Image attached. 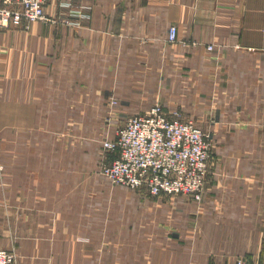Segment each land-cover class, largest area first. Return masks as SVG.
Segmentation results:
<instances>
[{
    "label": "crops",
    "instance_id": "obj_1",
    "mask_svg": "<svg viewBox=\"0 0 264 264\" xmlns=\"http://www.w3.org/2000/svg\"><path fill=\"white\" fill-rule=\"evenodd\" d=\"M46 13L56 22L38 21L29 32L0 28L2 53L14 44L18 50L2 56L6 73L0 68V76L8 69L19 77V92L34 94L33 118L27 122L24 105L18 124L36 122L43 77L52 71L43 66L55 61L57 76L67 78L60 92L93 93L87 81L75 86L74 77L149 78L146 97H132L134 102L123 95L124 108L134 104L146 112L160 98L191 110L198 124L211 125L217 141L228 142L201 202L141 196L129 229L116 233L115 264H234L239 258L264 264V0H72L67 6L51 0ZM172 25L178 28L173 44ZM8 85L17 88L14 81ZM11 130L0 129V142L18 140L19 172L34 166L41 173L43 156L26 145V128L18 135ZM241 141L255 147L246 149ZM234 145L239 149H229ZM1 216L0 247L18 248L21 264H55L43 255L58 251V238H65L69 254L81 246L65 223L61 230L49 226L56 213L36 216L37 238L33 224L16 222L35 220L33 215Z\"/></svg>",
    "mask_w": 264,
    "mask_h": 264
},
{
    "label": "rangeland",
    "instance_id": "obj_2",
    "mask_svg": "<svg viewBox=\"0 0 264 264\" xmlns=\"http://www.w3.org/2000/svg\"><path fill=\"white\" fill-rule=\"evenodd\" d=\"M49 17L51 20L45 22L50 23L53 20L56 22V18ZM35 23L32 22L28 28L10 27L5 31L11 29L29 32L32 24ZM16 48V44L10 47L4 46V54L0 48L1 69L4 67L2 56H12L18 52ZM54 48L59 56L61 43L56 42ZM44 49L49 48L44 45ZM43 68L54 71V74L51 71L49 76L43 77L44 92L41 94L42 101L34 124H18L19 119L24 116L22 111L24 105H28L27 109H24L27 122L33 118L35 101L32 97L34 94L19 92V77L9 75L8 69L6 77L0 76V86H2L0 88V129L10 127L12 135H18L20 127L26 128L23 134L26 135V145L29 149H33L32 152L36 147L43 156L41 173L34 171V166L28 167V171L19 172L17 168L20 157L18 140L11 144L0 142V223H2L3 212L10 213V218H13L15 214H31L35 220L27 222L16 220V222L17 224L27 223L29 226L33 224L32 229L35 230V238H37L41 228L36 216L39 218V214L46 212L56 213L57 218L51 221L52 224L49 226L61 230L65 223L67 229L78 233L71 239L80 243L81 246L76 247L77 251L75 250L74 254H69L65 238H58L55 244L58 251H53L52 257H46L44 254V260L49 259L55 264H115L116 233L129 229L131 213L137 211L138 202L143 199L141 196H153L115 183L105 174V164L114 158L113 154L106 149V144L113 142L130 116L143 115L155 105H160L168 111L182 112L187 119L197 124L198 119L191 114V110L181 105L169 107L160 98L154 100V105L146 112L141 110L145 108H137L134 104H128L129 106L124 108L123 105L127 99H124L123 95H128L134 102L136 99L132 97L137 96L138 99L146 97V92L143 93V90H147V83L151 82L149 78L74 77L75 86L78 85L79 79L87 81L88 86H92L93 93L77 90L60 92L58 89L62 90V88L58 86L67 84L66 77L56 74L57 69L61 68L56 67L55 61H48ZM2 73L4 76L6 71L2 69ZM9 81H14L17 88L8 90ZM132 90L139 94L131 93ZM172 95L176 97L175 99L178 98V94ZM86 97L91 103L88 101L84 103ZM202 128L210 134L214 153L209 177L211 180L214 169L218 163H221L217 154H221V150L227 148L228 142L217 141L210 124L206 127L203 125ZM1 134L0 132V140ZM232 143L236 142H229V146ZM238 144L244 145L246 149L255 147L249 142L241 141ZM231 148L239 149V145L229 149ZM9 169L11 172H8ZM167 197L178 198L179 196ZM28 225L27 227L30 228ZM172 228L178 230L177 227L172 226ZM123 245L126 244L123 243ZM83 249H86L85 252ZM10 250L17 256L18 264H21L24 257L18 248L13 246ZM124 258L126 256H123Z\"/></svg>",
    "mask_w": 264,
    "mask_h": 264
},
{
    "label": "built area",
    "instance_id": "obj_3",
    "mask_svg": "<svg viewBox=\"0 0 264 264\" xmlns=\"http://www.w3.org/2000/svg\"><path fill=\"white\" fill-rule=\"evenodd\" d=\"M50 1L0 0V28H28L32 22L50 21L46 13ZM56 1L61 6L72 2ZM168 39L177 42V26L170 27ZM106 149L114 158L105 164L104 172L115 183L153 197L202 201L214 155L210 134L182 112L155 105L143 115L130 116ZM0 264H18L17 256L0 247ZM234 264L261 263L239 258Z\"/></svg>",
    "mask_w": 264,
    "mask_h": 264
}]
</instances>
